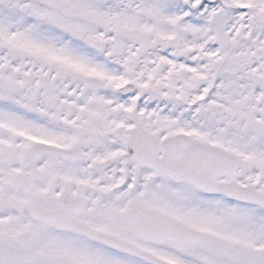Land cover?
Returning <instances> with one entry per match:
<instances>
[{"label": "snow or ice", "instance_id": "6c2138e0", "mask_svg": "<svg viewBox=\"0 0 264 264\" xmlns=\"http://www.w3.org/2000/svg\"><path fill=\"white\" fill-rule=\"evenodd\" d=\"M0 264H264V0H0Z\"/></svg>", "mask_w": 264, "mask_h": 264}]
</instances>
